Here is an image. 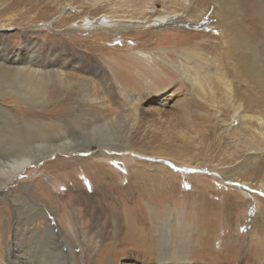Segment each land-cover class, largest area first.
Returning <instances> with one entry per match:
<instances>
[{"label":"rangeland","instance_id":"1","mask_svg":"<svg viewBox=\"0 0 264 264\" xmlns=\"http://www.w3.org/2000/svg\"><path fill=\"white\" fill-rule=\"evenodd\" d=\"M17 1L19 0H0V26H2L0 27V36H2L0 41L4 40L6 50L12 52V49L22 48L23 43L27 41V48L34 51V54L28 58L31 66L38 62L44 63L45 60L44 64H50L53 61L57 65L68 66L70 81L75 82L79 78L90 80L93 93L104 100L105 105L112 103L109 109L105 110L104 107L96 110L102 111V114L106 116L114 115L118 118L126 116L131 123L130 139L128 138L130 147L140 146L144 152L116 150L105 146L100 149L93 143L91 150L88 151L74 148L72 155H78L81 158L93 156L92 154H97L98 150L102 154L99 158L93 156L87 161L88 173H83L79 165L74 164V171L68 170V174L65 173L63 167L52 164L56 155L46 156L39 163L22 170L16 182L14 181L11 187L5 190L7 196L0 193V202L2 198H5L8 207L12 209L11 203H19L18 197L24 196L38 178L43 179L45 188L50 194H61L62 199L67 202L70 199L66 213L72 210L75 214L77 203L80 208L79 214L86 218L84 221H77L78 226L74 230L80 233L79 226L87 225L82 229L85 236L82 247L85 251L86 249L91 250L87 251L88 258L84 259V262L78 260L77 264H101L105 260L106 264H159L154 251H150L149 256L146 253L142 254L145 248L137 242V239L143 238V232L139 235L137 230L135 238H138L133 239L136 245L132 242L133 237H126L124 226H121L123 231H117V238H115L117 244L112 245L114 240L112 239V226H110V212L115 209L118 213H123L122 209L125 204L131 209H137L135 207L137 204H134L137 202L136 199L131 198L132 201L129 200V203H122L117 194L120 195V187L130 185L136 187L135 179H138L145 183L143 187L145 191L153 195L152 203L149 204L153 212H151L153 222L150 227L161 231L168 241L169 253L179 254L177 259L171 258L166 261V264H264V176H262L264 175V136H260V133L264 132V126L261 127L257 120L264 121V94L251 84L233 81L236 82L234 85L239 87V91L244 96L243 102L246 110L242 111L239 116H234L230 105L224 104L223 99L219 100L221 102L217 104V107L207 109V117L198 112L201 110L199 106L192 107L197 115L194 116L196 125L191 126L188 121L184 120L180 110L178 111L179 97L173 94L174 89L182 83V79L178 78L177 81L166 82L163 85L164 88L159 85V88L163 89L161 98L152 93L143 98L136 97L132 105L135 115L130 114L129 110H125L123 106V95L119 91L124 95L127 94L126 91L133 92L134 82L139 74H136L138 66L134 67L137 53L128 50L127 47L134 48L138 44L139 48L147 47L153 50L170 48L168 41L172 37L168 39L162 34L172 30V27L159 28L158 31L149 28V34L143 32L145 28L130 29L117 37H113L104 29H76L63 33L64 26L57 24L60 18L75 14L77 11L84 19L97 18L108 10L109 6L105 4L93 10L95 7L91 6L87 0H59V4L55 0H38V2L27 0L21 5H18ZM29 1L35 2V6L32 3L34 6L32 10ZM212 1L205 0L204 7L207 11L202 17L198 16V20L196 18L198 22L195 26L178 29L184 32L210 31L217 34L219 26L216 22V15L213 13L214 3ZM107 2L113 5L116 0ZM256 2L258 3L259 0ZM60 4L63 9L59 10ZM44 5L50 6L49 12H42L45 10ZM261 6L259 13L262 18L259 17L256 32L260 35V52L264 55V26H262L264 25V7ZM220 7L222 8L221 14L237 26L249 19V10L245 1L226 0ZM27 9L29 13H22ZM11 14L13 17L9 16ZM73 22L81 23V19L77 18ZM208 24L210 26L205 27ZM248 24L247 26H251L252 30V25ZM240 29L243 31V27L240 26ZM96 32H102V34L99 35ZM157 37H161L160 41L153 43V39ZM179 37L181 36H177L176 39L179 40ZM128 54L134 58L133 64L125 61L123 56ZM213 56L218 60L215 67L227 68V63L221 61L223 59L220 55ZM143 74L147 76L149 73L146 71ZM102 82L113 84L108 88L109 92L102 88L104 85ZM70 87L62 92L69 94L71 98L76 97L80 93L75 90L77 85L72 83ZM104 91L107 94L104 95ZM145 91L142 89L140 95ZM50 95L51 98H55L54 92ZM111 96L114 97L112 101L109 100ZM73 101L74 103H71ZM0 102L7 109L11 108V105L15 107L11 100L5 97L0 98ZM13 103L16 107L12 111L25 119L32 118L36 121L50 122L57 114L64 116L62 112L41 118L33 114V111L37 114L39 110H32L31 107L26 109L28 105L24 102ZM66 103H70L68 107L73 104L74 108L77 100L72 98ZM36 123L39 124V122ZM38 124L36 126L40 127ZM229 126L238 128L246 139L250 137L262 152L252 153L245 143H236L232 138L234 133L227 131ZM96 163L99 168L106 169L104 170L106 173L103 172L106 174L104 175L118 187L117 192L107 195L106 198L102 197L97 189L93 191V185L90 182L94 179L93 176L97 180L101 177L94 166ZM136 163L144 170L138 173V178L134 177L136 173L133 175L130 172ZM68 187H70V197L66 195ZM53 198L52 202H55L50 205V208L60 209V212L64 213L62 206L56 203L54 196ZM77 199L79 201H76ZM116 199L118 203L116 201L113 203L112 200ZM118 222L124 223L122 220ZM189 223H192L193 227L186 226ZM141 224L143 225L142 220H139L138 226L142 227ZM53 225L56 227L57 223L53 221ZM146 228L144 231L150 234L152 228H148V224ZM12 237V229L6 234L0 232V264L3 246L6 241L10 244ZM184 240L192 242L193 247L187 248L181 254L177 246ZM2 264H4L3 260ZM66 264H69L68 260Z\"/></svg>","mask_w":264,"mask_h":264},{"label":"bare ground","instance_id":"2","mask_svg":"<svg viewBox=\"0 0 264 264\" xmlns=\"http://www.w3.org/2000/svg\"><path fill=\"white\" fill-rule=\"evenodd\" d=\"M25 1L27 0H19L16 3L21 5ZM55 1L59 4V0ZM87 1L91 6L95 7L93 10H97L98 6L103 7L105 4L109 6V9L97 18L84 19L79 11L60 18L57 24L64 26L63 33L76 29H104L111 33L113 37H117L122 36L125 31L130 29L145 28L146 30H143V32L149 34V28L153 31H158L157 29L159 28L172 27V30L162 34L167 38L172 37L171 39L168 38L170 48L153 50L147 47L139 48L138 44L134 48L127 47L128 50L137 53L134 67L138 66L136 74L138 73L139 76L134 82L133 92L129 90L124 95L117 89L123 95L122 102L125 110H129L130 114L135 115L132 105L136 101V97L143 98L145 95L152 93L161 98L163 89L159 88V85L164 88L163 85L166 82H174L179 80L178 78L182 79V83L174 89L173 94L179 97L178 111L180 110L184 120L188 121L191 126L196 125L194 116L197 115V112L192 110V107L199 106L201 110L198 112L205 114L207 117V109L217 107V104L221 102L219 100L223 99L225 101L224 104L230 105L234 116H239L242 111H245L244 96L239 91V87L236 84L234 85L236 82L251 84L264 94V55L261 54V49H259L261 48L259 47L261 46L260 35L256 32L258 31L259 17L262 18L259 12L261 5L264 7V0H259L258 3L256 0H239L241 2L245 1L247 4L249 19L246 21L242 19V21L252 25V30L250 29L251 26L248 27L247 24H243L245 22L237 26L229 18L221 14L222 8L220 5L225 3L226 0H213V13L216 15V22L219 26L217 34H213L210 31L184 32V30H179L195 26V23L198 22L197 17H202L207 11L204 7L205 0H116L113 5H110L107 2L108 0ZM29 3L32 5L30 6L32 10L35 2L29 1ZM32 3H34V6ZM44 6L45 10L42 12H49L50 6ZM60 9H63L61 4L59 6ZM22 13H29V10L27 9L26 12ZM12 15L9 16L13 17ZM77 18L81 19V23L73 22ZM207 26H210V24L205 27ZM240 26L241 28L243 27V31ZM96 33L102 34V32ZM177 36H181L179 40L176 39ZM160 38L157 37L152 42L156 43L160 41ZM27 44V41H25L22 48L12 49L11 52L6 50L4 40L3 42L0 41V98L5 97L11 100L15 107L16 105L13 102H24L28 105L26 109L31 107L30 109L32 110H39L37 114H35V111L32 113L41 116V118L62 112H64L62 113L64 116L57 114V116H53L54 118L50 122L36 121L32 120V118L25 119L12 111L15 107L13 108L11 105V108L7 109L0 102L1 195H6L5 190L10 188L14 181L16 182L22 170H26L30 165L39 163L46 156L56 155L52 164L63 167L65 173L68 174V170L74 171V164H78L83 173H88L87 161L92 159L93 156L94 158H99V155L102 154L98 150L99 152L97 154L93 153V156L81 158L78 155H72L74 148L88 151L91 150L93 143L100 149L105 146L116 150L126 149L137 151L138 153L144 152L140 146L130 147L131 144H129L128 140L130 139L129 130L131 123H129L126 116L120 118L114 115L106 116L102 114V111L98 112L96 110H101L104 107L105 110L109 109L112 107V103L105 105L104 100L93 93L90 80L79 78L75 82L70 81L67 72L68 66L65 64L57 65L53 61L50 64H44L45 60L44 63L38 62L36 65L31 66L28 58L31 57V54H34V51L27 48ZM213 55H220L221 59H223L221 61L227 63V68L215 67L218 60L213 58ZM123 57L130 64L134 63V58L130 54ZM145 70L149 73L147 76L143 74L146 72ZM119 73L122 75V72L119 71ZM55 83H57V86H55ZM72 83L77 85L75 90L80 92L76 97L72 96L75 101L77 100V105L74 108L72 107L73 104L68 107L70 103H66V101L72 99L70 95L62 92V90L71 88ZM102 83L104 84L102 88L109 92L108 88L113 84ZM142 89L146 91L140 95ZM106 91H104V95L107 94ZM51 92L55 93V98L50 97ZM7 95H10V97H7ZM112 99L114 97L111 96L109 100L112 101ZM237 101L239 102L238 104L236 103ZM71 103H74V101ZM257 120L258 124L263 127L264 121L261 119ZM36 122H39V124ZM37 124L40 127H37ZM227 131L234 133L232 138H234L236 143H245L252 153H258L261 150L260 147L255 146L256 144L250 137L246 139L235 126H229ZM260 136L263 137L264 132H261ZM138 165V163L134 164L130 170L133 175L136 173L134 175L135 178H138V173L144 171ZM94 166L98 169L101 177L98 175L99 179L97 180L93 176L94 179L90 180L93 185V191L97 189L100 195L105 198L107 195L117 192L118 187L112 184L111 180H108L105 176L106 171L104 170L106 169L99 168L98 163ZM135 181L136 187H132V185L120 187V195L116 193L122 203H127L131 198L136 199L137 202H134V204H137L135 206L137 209L134 210L132 208L134 211L131 213V207L125 204L122 209L123 213H118L115 209L110 212V226H112V239L114 240L112 245L117 244V241H115L117 231L121 232L124 230L126 237H133L131 239L134 242L133 239L138 230L139 235L143 232L142 241L137 239L138 237L135 238L145 248L142 254L146 253L149 256L150 251H154L159 264H166V261L171 258L177 259L179 254L169 253L167 249L168 241L163 237L161 231L157 228L153 230V227H150L153 222V212L149 204L152 203L153 195H149L150 192L147 193L145 191L143 188L145 183L142 180L138 181V179H135ZM141 190L145 191V193ZM26 194L18 197L19 203H11L12 209L8 207L5 198H2L0 202V232L6 234L9 233L10 229L13 230L12 242L9 244V241H6L3 251H1V264L2 260L4 264H66L67 260L69 264H77L78 260L84 262L83 260L88 258L87 251L91 249H86L85 251L82 247L85 239L82 229L87 227V225L82 224L83 226H79L80 233L74 230L78 226L77 221L81 222L86 219L79 214L80 208L77 203L75 205V214L72 210L70 213H66L68 209L67 203L70 199L67 202L62 199L63 196L61 194H50L45 188V181L40 178L29 187ZM66 195L70 197V187L67 188ZM53 196L57 200L56 203L62 206L64 213H61L60 209L53 210V208H50V205L55 202H52ZM76 201L79 200L77 199ZM112 201L113 203L114 201L118 203L117 199ZM120 220L124 223H119L118 221ZM139 220H142V227L138 226ZM53 221L57 223L56 227H54ZM147 224L148 228H152L150 234L145 232ZM192 225V223H189L186 226L193 227ZM121 226H124L123 230ZM185 238L188 237L186 236ZM177 247L182 254L187 248L193 246L192 242L184 240ZM101 264H106V260L102 261Z\"/></svg>","mask_w":264,"mask_h":264}]
</instances>
